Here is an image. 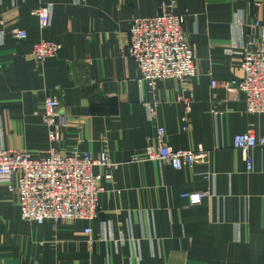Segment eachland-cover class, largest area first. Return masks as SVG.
<instances>
[{"label": "crops", "instance_id": "crops-1", "mask_svg": "<svg viewBox=\"0 0 264 264\" xmlns=\"http://www.w3.org/2000/svg\"><path fill=\"white\" fill-rule=\"evenodd\" d=\"M170 1L185 16L197 77L151 91L126 41L134 19ZM44 5L53 12L41 30ZM256 23L260 39L264 0H0V149L34 158L106 150L118 165L94 169L102 192L92 222L24 221L17 193L0 182V264H264V149L252 151L249 173L233 148L249 129L264 137V115L248 114L244 94L224 87L243 78L239 49ZM19 30L26 40L15 37ZM42 40L63 48L37 68L32 51ZM47 97L59 98L68 116L58 143L43 123ZM158 127L164 144L205 160L180 171L148 160ZM196 192L206 193L201 205L181 197Z\"/></svg>", "mask_w": 264, "mask_h": 264}, {"label": "built area", "instance_id": "built-area-1", "mask_svg": "<svg viewBox=\"0 0 264 264\" xmlns=\"http://www.w3.org/2000/svg\"><path fill=\"white\" fill-rule=\"evenodd\" d=\"M176 2L164 3L160 13L148 18L132 21L126 41V53L140 70V84L153 91L160 81L176 80L181 85L188 84L197 77L196 55L183 32L185 16L175 13ZM53 6L44 5L36 11L39 27L45 30L51 25ZM251 28L245 44L239 49V65L243 78L226 82V89H237L243 93L246 112L250 115H264V36L257 39ZM19 41L26 40L24 30L15 32ZM62 45L54 41L42 40L33 47V62L40 68L46 61L56 59ZM216 82L212 83L215 87ZM186 103L187 113L191 112V100L180 99ZM155 117V114H152ZM184 122L187 118L184 117ZM43 123L48 128V138L52 143L60 141L58 129L68 126V116L59 98L47 97L44 101ZM183 131H187L184 126ZM165 129L157 128L158 145H150L146 151L148 160L167 163L175 170L192 168L206 155L193 150L178 149L164 144ZM233 148L242 153L249 173L253 172L254 161L251 155L256 148L264 149V137L249 129L233 139ZM96 167L109 173L117 170L108 151L99 157L90 153L73 151L62 154L52 149L46 158H34L29 153L12 149H0V182L9 185L18 196L21 218L24 221L42 225L53 223H74L77 221H96L99 216V196ZM212 177L207 176L206 179ZM13 181L16 182L13 187ZM181 197L189 206L201 205L206 193H183ZM92 230L87 228L86 235Z\"/></svg>", "mask_w": 264, "mask_h": 264}]
</instances>
